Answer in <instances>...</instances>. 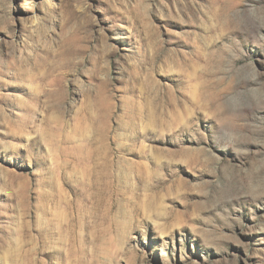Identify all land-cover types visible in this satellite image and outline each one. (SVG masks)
<instances>
[{"label":"rangeland","instance_id":"374dc122","mask_svg":"<svg viewBox=\"0 0 264 264\" xmlns=\"http://www.w3.org/2000/svg\"><path fill=\"white\" fill-rule=\"evenodd\" d=\"M0 264H264V0H0Z\"/></svg>","mask_w":264,"mask_h":264}]
</instances>
